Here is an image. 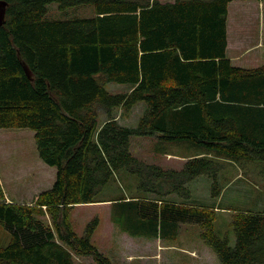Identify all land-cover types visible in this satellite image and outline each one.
I'll list each match as a JSON object with an SVG mask.
<instances>
[{"label":"trees","instance_id":"16d2710c","mask_svg":"<svg viewBox=\"0 0 264 264\" xmlns=\"http://www.w3.org/2000/svg\"><path fill=\"white\" fill-rule=\"evenodd\" d=\"M4 1L0 128H30L39 158L56 172L31 203L7 202L0 186V225L9 233L0 264H74V255L117 264L90 242L95 220L77 236L68 219L75 204L106 201L132 236L166 238L194 223L219 264H264V205L235 210L230 245L214 230L215 206L189 199L195 177H212L217 197L222 163L264 160V64L241 67L226 56L232 0ZM51 2L90 4L93 14L49 19ZM109 82L129 90L110 93ZM138 102L145 108L136 125L119 122L116 111L128 114ZM134 135L155 137L159 154L179 142L195 152L165 168L131 152ZM120 169L137 177V193L102 198Z\"/></svg>","mask_w":264,"mask_h":264},{"label":"rangeland","instance_id":"374dc122","mask_svg":"<svg viewBox=\"0 0 264 264\" xmlns=\"http://www.w3.org/2000/svg\"><path fill=\"white\" fill-rule=\"evenodd\" d=\"M172 1V0H161ZM236 0L230 6L233 12L244 13L250 9L252 19L229 18L237 33H245V29L254 39H264V7L255 0H249L247 5ZM248 6V7H247ZM93 14L90 4L70 6L60 9L55 2L47 4L46 18L86 17ZM246 26V27H244ZM246 31V30H245ZM230 38L233 36L229 28ZM262 39V40H263ZM254 63L248 56L247 64H264V45L253 52ZM246 59V58H245ZM105 88L110 93L129 90L127 83L109 82ZM144 102L136 103L126 118H119L122 124L135 126L143 114ZM117 114L120 112L116 111ZM155 137H131V152L147 162L159 164L165 168H179L185 161L183 156L195 151L187 143H171L166 153L155 151ZM55 167L45 164L38 156L33 131L30 128H0V186L5 200L14 203H31L32 197L38 192L50 187L55 178ZM218 186L221 188L217 197L212 196V177L199 175L188 182L190 201L197 204H212L216 209L214 230L219 237H226L230 245L235 243L232 226V216L235 210H260L264 205V160L254 159L250 162H224L218 174ZM137 177L125 169L116 172L103 189L100 196L119 197L136 194ZM151 197V196H149ZM180 200V196L174 195ZM113 206L109 201L96 203L75 204L68 215L72 231L82 236L88 224L96 221L90 242L117 264H219L215 252L203 242L200 237V227L194 223H181L174 235L152 238L132 236L124 232L112 220ZM42 219L52 226L48 215ZM9 233L0 225V246L7 244ZM74 264H96L91 256H73Z\"/></svg>","mask_w":264,"mask_h":264},{"label":"crops","instance_id":"0c3cea01","mask_svg":"<svg viewBox=\"0 0 264 264\" xmlns=\"http://www.w3.org/2000/svg\"><path fill=\"white\" fill-rule=\"evenodd\" d=\"M255 1L258 2V5L264 7V1H258V0H255ZM234 2H236V0H232L228 4V7H227L226 56L231 60L232 64H234V65H238L241 67H255L256 66L255 64H251V63L247 64L246 60L248 59V56H251V59H248V60H252L254 63V59H255L256 55H254L253 52L255 50H257V48L264 45V39L263 38H262L263 40L262 39H256V38L254 39L253 37H250V33L247 32L250 29H245L246 30V31L244 30L245 33L239 34L235 30H233L235 27L234 26L232 27V24L230 26L228 25V21H229L230 17H231V19L233 17V20L234 19H240L242 21V19H245V13H246V20L247 21L253 20L252 15H251L252 13H251L250 9L248 11H244L243 14L239 13V12H233L230 15V6ZM247 2H249V0H243V1H241L240 4L247 5L248 4ZM262 17L264 18L263 12H262ZM244 27H246V26H244ZM229 28H231V32L233 33V36L231 38L228 34ZM257 66H259V65H257ZM124 115L127 116L128 114H122L120 112L118 114H116V117L118 118L119 122L121 121L119 118H126V116L123 117ZM189 156L190 155L183 156V159L186 160ZM6 201L10 202V200L7 198H6Z\"/></svg>","mask_w":264,"mask_h":264},{"label":"water","instance_id":"95a60500","mask_svg":"<svg viewBox=\"0 0 264 264\" xmlns=\"http://www.w3.org/2000/svg\"><path fill=\"white\" fill-rule=\"evenodd\" d=\"M6 5L7 2L4 0H0V25H2L5 22V11H6ZM20 63L23 67V70L25 71L26 75L32 79V73L31 71L28 69L27 65L20 60Z\"/></svg>","mask_w":264,"mask_h":264}]
</instances>
